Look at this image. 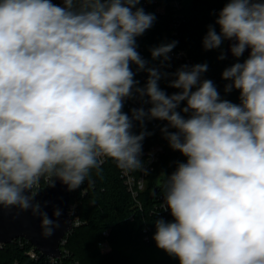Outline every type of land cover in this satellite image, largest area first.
<instances>
[{"label": "clouds", "instance_id": "clouds-1", "mask_svg": "<svg viewBox=\"0 0 264 264\" xmlns=\"http://www.w3.org/2000/svg\"><path fill=\"white\" fill-rule=\"evenodd\" d=\"M62 2L0 0V206L31 209L51 237L60 225L42 210L49 202L33 203L37 194L56 180L68 191L87 180L86 194L106 159L125 174L146 172L142 141L151 133L135 134L134 121H167L162 131L186 162L159 177L160 208L173 220H155L156 246L179 264H264V0H226L219 32L208 25L203 38L205 50L234 41L237 62L222 78L231 81L226 93L239 90V103L201 79L207 64L174 73L147 66L136 38L156 16L142 0ZM176 43L151 49L152 58L170 67ZM169 76L178 90L171 95L159 86ZM134 94L151 107L129 115Z\"/></svg>", "mask_w": 264, "mask_h": 264}, {"label": "trees", "instance_id": "trees-1", "mask_svg": "<svg viewBox=\"0 0 264 264\" xmlns=\"http://www.w3.org/2000/svg\"><path fill=\"white\" fill-rule=\"evenodd\" d=\"M225 2L226 0H182L185 20L180 30L179 45L188 50L197 64L208 65L201 78L213 82L221 99L239 103V90L233 89L232 92L226 93L225 86L231 81L222 78L223 71L237 62V59L230 61L219 58L223 52V43L217 49L205 50L203 47L208 25L215 26L219 32L215 20ZM165 21L166 19H162L163 23ZM144 34L145 43L149 48L161 41V29L148 30ZM239 62L243 61L239 59ZM176 91L178 90L171 89L168 94ZM169 131L174 130L171 128ZM148 133L159 138L155 131ZM159 141L163 144L165 152L150 174L146 190L141 194L145 208L142 213L134 211L131 195L113 160L108 159L102 165L101 175H96L95 170H92L91 179L94 186L89 188L88 194L80 200L79 215L83 223L68 236L65 247L71 255L64 258L63 264H179L176 257L159 249L155 242L144 240L143 227L150 220L149 209L154 203L151 193L159 177L171 175L178 163L186 162L181 153L171 149L166 136ZM172 220L170 217L169 221ZM107 231L109 236L106 239L109 240L112 250L103 254L99 243L105 239L103 234ZM28 247L29 244L26 243L22 248L16 241L0 248V264H46L44 257L39 260L30 259L26 255Z\"/></svg>", "mask_w": 264, "mask_h": 264}, {"label": "built area", "instance_id": "built-area-1", "mask_svg": "<svg viewBox=\"0 0 264 264\" xmlns=\"http://www.w3.org/2000/svg\"><path fill=\"white\" fill-rule=\"evenodd\" d=\"M182 0H142L140 7H143L146 12L153 13L156 16V20L154 21L149 31H153L155 29H161V41L159 44H154L151 48L145 43V34L140 37L136 38L137 42V51L140 53L141 57L146 60L148 67H156L161 72H168L174 73L177 69H179L182 65L187 64L189 68L192 65L197 64L194 59L190 56L188 50L184 47L179 45L180 42V30L184 24V15L182 11ZM53 3L59 4L63 6L62 0H52ZM162 19H166L165 23L162 22ZM163 23V24H162ZM146 30V31H148ZM144 40V41H143ZM172 41H176V46L173 50L168 54L170 57V61L165 62L166 64L170 63V67H161L162 57L153 59L151 56V49L155 47H159L162 44L171 43ZM132 69L136 71V65H132ZM135 79L140 81L139 86L143 87L147 81V72L141 71L139 72ZM174 77L169 76L167 78H162L159 81V86L162 90L168 93L169 90L173 89L169 87V82ZM202 79V78H201ZM203 80V79H202ZM135 98L126 99L124 111L128 112L131 115L130 109L132 108H140L143 107L145 111L151 107V104L148 101V98L145 96L143 98V102L138 97V94H134ZM167 121L156 120V119H145L144 127L142 128L140 123L134 121V128L133 131L135 134H139L141 131H155L159 134V138L146 135L144 140L142 141V155L141 160L143 162V167L146 169V172H132L125 174L121 169L117 166V169L120 173V177L122 178L128 192L131 195L133 201V208L135 212H144L145 208L141 201V194L146 190V187L149 182V176L154 171L156 164L159 162L161 156L165 152V148L163 144L159 141L160 138H164L165 133L162 131L163 128L167 126ZM171 129L170 127L168 130ZM175 131V129H173ZM159 139V140H158ZM108 159H106L105 163ZM104 163V164H105ZM116 165V163H115ZM41 187H45L43 181H41ZM87 188V180L84 184L81 185V188L76 189L74 191H70V201L68 205V215L72 220L73 228L68 232L61 241L60 251L61 256L58 258L55 257H48L43 255L39 252L33 245H31L27 240L19 238L14 240L13 242L18 241V244L23 248V246L27 243L29 247L26 251V255L32 260H39L40 258L44 257L46 264H63L64 258H67L71 255V253L66 249L65 245L68 241V236L72 233V231L82 225V221L79 215V206L80 200L82 197H85L88 194L89 188L87 193L81 195V190ZM46 189V188H45ZM154 203L152 207L149 209V218L144 227V240L146 242H155L153 240V235L155 233V220L159 218H164L165 220L169 221L171 217L170 212L163 211L160 208V204L163 202V192L162 189L156 194L153 198ZM133 219V215L131 216ZM105 239L101 240L99 243L100 250L103 254L109 253L112 248L108 239L109 232H104ZM25 240L26 243L23 241ZM12 242V243H13ZM11 244V243H10ZM8 245V244H6ZM4 244H0V248L6 246ZM17 264V263H15ZM75 264H79L76 262Z\"/></svg>", "mask_w": 264, "mask_h": 264}, {"label": "water", "instance_id": "water-1", "mask_svg": "<svg viewBox=\"0 0 264 264\" xmlns=\"http://www.w3.org/2000/svg\"><path fill=\"white\" fill-rule=\"evenodd\" d=\"M234 41L223 42V53L226 60H234L235 58L230 50V45ZM250 50H246L239 59L243 61L247 58ZM158 181L151 193V199L160 191ZM49 202L42 210L47 212L49 218L59 223V228L53 229V235L45 238L42 233L41 217L34 216L32 210L21 211L18 206L4 208L0 206V244H10L14 240L22 238L27 240L39 252L48 257L58 258L61 256L60 245L64 236L72 230V220L68 215V205L70 201V191L67 185H64L59 180H56L55 187L46 188L39 192L35 197V202ZM56 208L61 210L60 217H55L53 212Z\"/></svg>", "mask_w": 264, "mask_h": 264}, {"label": "rangeland", "instance_id": "rangeland-1", "mask_svg": "<svg viewBox=\"0 0 264 264\" xmlns=\"http://www.w3.org/2000/svg\"><path fill=\"white\" fill-rule=\"evenodd\" d=\"M151 260H149V262H150Z\"/></svg>", "mask_w": 264, "mask_h": 264}]
</instances>
